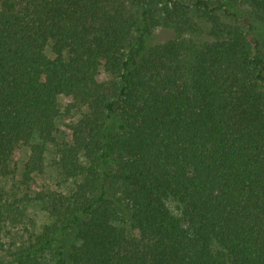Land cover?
<instances>
[{
  "label": "trees",
  "instance_id": "obj_1",
  "mask_svg": "<svg viewBox=\"0 0 264 264\" xmlns=\"http://www.w3.org/2000/svg\"><path fill=\"white\" fill-rule=\"evenodd\" d=\"M262 36L264 0H0V264H264Z\"/></svg>",
  "mask_w": 264,
  "mask_h": 264
},
{
  "label": "rangeland",
  "instance_id": "obj_2",
  "mask_svg": "<svg viewBox=\"0 0 264 264\" xmlns=\"http://www.w3.org/2000/svg\"><path fill=\"white\" fill-rule=\"evenodd\" d=\"M162 37V34H161ZM264 39V36H262ZM103 78H110L109 74L104 72L102 75ZM59 107L61 114L57 120V127H58V137L63 138L64 136L68 135L70 130L69 126L76 120V118L79 116V112H72L69 114L66 111L68 98L64 95H60L58 97ZM30 152L29 147H25L24 150H22L16 157L15 161L10 164V172L7 175H4L0 178V188L3 189L1 191H4V194H1L0 192V202L4 198H8L11 200V196L13 193H18V195L22 194L21 191H23L26 187L25 184L22 183L23 180V168L25 165V162L28 158ZM57 153L54 147L49 146V150L46 152L44 163H45V170L41 175L36 177V180L33 182L32 186L35 187V189L41 190L44 188H49L52 191H60V192H69L73 187V180L67 179L59 172L56 160H57ZM8 196V197H7ZM16 200L12 199V202L14 203ZM26 218L20 217L23 220L31 221L33 220L35 225L37 227L43 226V225H49L53 223L55 220L54 218L50 217L48 212L41 208L39 203H32L29 204L28 208L26 209ZM116 224L124 226L126 229L127 235L129 237H133L138 235V231L134 229L130 223H120L119 221H115ZM22 223L14 224L10 222L9 224H1V238H0V252L1 249H6V246L11 244L10 237L19 230V227H21ZM18 242V240L14 241ZM3 245V246H2ZM53 253L52 251H46L44 253V258L46 261L51 257ZM1 255V254H0Z\"/></svg>",
  "mask_w": 264,
  "mask_h": 264
}]
</instances>
